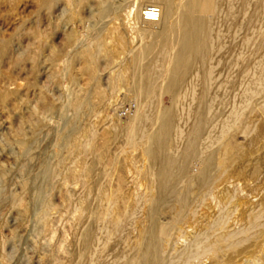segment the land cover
Returning <instances> with one entry per match:
<instances>
[{
  "label": "bare ground",
  "instance_id": "6f19581e",
  "mask_svg": "<svg viewBox=\"0 0 264 264\" xmlns=\"http://www.w3.org/2000/svg\"><path fill=\"white\" fill-rule=\"evenodd\" d=\"M43 1L50 7L60 0ZM146 6L159 8L157 21H142ZM91 12L96 17L93 33L87 43L75 44L74 52L83 57L88 80L75 88L70 59L60 78L75 87L50 109L61 127L39 122L31 136L18 139L24 149L15 168L22 177L21 193L13 195L9 173H2L0 209L24 205L29 198L24 195L30 194L23 219L33 216L35 225L30 227L38 232L48 216L54 217L48 215L54 209L50 192L62 167L80 150L87 155L82 167L88 180H81L80 190L70 191L65 200L70 217L77 214L65 251L69 264H264L259 254L249 259L252 246L264 240V0H97ZM120 16L129 22L135 41L127 52L132 81L117 100L125 66L115 63L117 54L107 52L103 34L105 25ZM4 49L1 45L0 54ZM103 56L123 67L109 92L98 86L96 66ZM97 95L114 114L125 99L134 103L129 116L115 114L109 125V141L122 136L119 151L128 148L125 162L134 165L135 174L121 179L132 184L127 191L118 180L117 189L107 193L105 182L111 179L115 159L109 163L107 148L98 150L92 144ZM3 242L0 237V246ZM2 253L0 264H9Z\"/></svg>",
  "mask_w": 264,
  "mask_h": 264
},
{
  "label": "rangeland",
  "instance_id": "374dc122",
  "mask_svg": "<svg viewBox=\"0 0 264 264\" xmlns=\"http://www.w3.org/2000/svg\"><path fill=\"white\" fill-rule=\"evenodd\" d=\"M80 1H81L80 2L81 4L77 3L78 5L77 4L72 5V3L70 4V1L60 0L57 4L47 7L44 5L43 0H0V46L5 45L4 51L0 54V179H1L0 180V191L4 184L1 178V174L5 173L8 175L9 173L8 186L9 188L11 187L10 188L11 192L13 191L12 192L13 195H16V194L18 195L21 193L22 177L20 175V172L17 171L15 168L18 169V162L21 159L22 155H24V149L20 147L19 142H18V139L22 136V134L25 137L26 135L27 137H29V135L31 136L32 135L31 133L33 132L35 126L39 122H42L47 127H55L56 129L61 127L62 122L58 120L57 113L55 112L53 113V111H51L50 109L53 106H56V104L60 105L64 101L63 99H66L70 94V88L73 85L67 81L66 83L63 78H60L62 77L61 71L64 69V67H66V64L68 63L70 59H71L70 70L72 74L75 77H77L76 87L75 85L73 87H75L76 89H78L79 87H83L85 86L84 84H86L88 80L89 75H88V71L84 69L83 57L74 56V52L77 47L75 46V44L77 45L80 41H83V43H87V41L89 40L88 36L91 34L92 28L96 23V17L91 11L97 8V0H86V2L85 0H80ZM63 3L65 6L63 5ZM91 3L92 5H89ZM62 7L65 13L63 12ZM57 11L59 12L57 13ZM88 15L90 16V18H88ZM122 18L123 17L120 16L119 19H115L111 22H108V24L105 25L103 35H105L104 38H105V41L108 47L107 52L109 51L112 54L113 53L117 54L115 63L119 61L121 62V66L123 67L125 66L123 72H122L123 67L118 66L119 67L118 68L117 64L113 62L109 63L106 60V58H104L105 56L101 58L100 62L96 66V71L98 74V86L100 87V90L102 92L110 91L111 82L116 72H120V73L122 72V74H125V77L123 75V78H124V81L126 82L123 81L122 85H119L120 87L119 86L117 87V89L119 88L118 91L117 89L115 91L116 93L115 97L116 99L118 98L119 100L120 99L122 100V97L124 96L123 88L132 81L131 80L132 79L131 76H133L131 73L132 69L130 66H128L130 64L127 61L129 59L127 52L132 48L133 43L135 41L134 35L132 33V29L129 26V22L126 19H122ZM77 19L79 20V22ZM91 21L93 23H91ZM114 26L116 27V29ZM67 33L69 35H67ZM73 34L78 37L76 40L70 37ZM37 35L39 37H36ZM72 40H73V44H72ZM30 41L33 45L30 43ZM50 74L51 76H49ZM129 77L130 79H128ZM128 80L129 82H127ZM3 93H5L6 96L5 95L2 96ZM100 100L101 99L98 95L93 98L94 103H96V111H99V112L95 111L93 115L94 118L96 117L95 119L92 117V119L94 120V130H95L92 144H96L97 146L95 145L93 146H95L94 148L98 150L107 148L106 158L109 163L112 160L114 161L115 159V162L111 163V173H110L111 179L109 177L107 181L108 180L110 181H108V183H106L107 181L105 182V186L108 189L107 193L109 191L110 193L111 191L114 192V190L117 189L116 187L119 185V182L121 183V185H119L120 188H122L121 186L124 185L123 189L124 188L125 189L124 190L122 189V191H125V190L127 191V189L131 187L132 184L129 182L130 184L127 183L125 185L124 182H121V179H123L124 177L129 178L131 175L135 174L133 172L135 170L133 168L134 165L130 161L129 163H127L128 162L126 160L127 157H125V155L130 151L128 148L123 149L124 151L122 150V152L119 151L122 149V147L120 146L124 144L123 143L124 139L122 136H118L116 139L113 140L114 142L109 141V130H110L109 125L116 120V115L109 110V105L107 102L102 105L101 104L102 100L101 101ZM125 101L130 102L131 100L125 99ZM54 122L56 124H54ZM81 138L82 137H80V139ZM240 141L242 140L240 139ZM113 144H114V148H112ZM108 146L111 148H109ZM53 151H57V149L53 147ZM73 155H71L68 158L65 165L62 167V173L60 174L54 186L55 188H53L50 192V197L52 195L51 201L54 205L52 208L54 209L57 208L58 210L57 209L56 210L58 211L59 214L57 213L56 210L54 211V209H50L51 211H49L50 214L48 215H51L54 217L48 216L43 226H41L42 229L40 228L38 232H37V229L33 228L32 230V227H34L35 225V219L33 216H30L29 218L26 216V219H23V214H24L23 212H25V204H27V202L30 200V194L26 193L24 195V198L29 195L28 196L29 198L27 197L28 199L26 201H25L26 198L24 199V202H25L24 205H19V206L12 205L11 206V204H8L0 209V237H3L4 239V242L2 245L4 247L0 246V252L2 253V250H3L2 255L6 257L9 264H13L14 260L16 262L14 264H52L53 263L52 260L55 261L57 259L62 264H69L68 255L66 254L67 252L65 253V251H67V248L69 247L71 239H72V232H73L72 226H73V222L77 214L76 212H73L72 216L70 217V213L72 212H70L66 208L67 207L66 201H67V197L70 195V191H71V194H74V193L76 194V191L78 192L80 190V187H81L80 185L82 184H79V183H81V180L83 182H86L88 180V176H85L86 175L84 172L85 168H83L84 167L83 162H85L87 158L86 153L84 154V152H81L79 150L77 151V155L76 153H74ZM127 159L129 160V158ZM125 160L127 162H125ZM77 166L78 167L80 166V168H78ZM124 166H126V168ZM81 168H83L82 171L80 170ZM65 169L67 171H64ZM127 169H128V172H127ZM62 174L64 175V177ZM77 175H78V178H77ZM79 176H80V179H79ZM261 176L263 177L264 173ZM262 177H260V180L262 179ZM65 179H67V181ZM251 181L252 180H250V182ZM61 182L63 184H61ZM259 182L260 181L258 180L257 183ZM59 187L61 188L62 193L58 192L60 191ZM64 195L65 197H63ZM60 215L64 217H61ZM67 215L69 216L70 220L67 219L68 218ZM50 218H52L53 221ZM30 219L32 222H30ZM59 220H61L62 222L61 221L59 222ZM57 221L59 222L58 224H56ZM69 224L71 225V228L70 226H68ZM31 225L32 227H30ZM54 226L58 229V231L57 229H55ZM57 226H61V228ZM63 226L65 228H63ZM43 227H45V229ZM64 229L67 232H65ZM42 230L43 231L47 230L46 231L47 234H45V232H43ZM28 231H30V233ZM39 231L40 232L42 231L41 234ZM31 232H34L35 235L36 234L37 235L33 236V233ZM64 232L65 234L66 233L67 234L64 235ZM40 236H42L44 241L41 240L42 238ZM49 236L51 237L50 238L51 242L46 240V239L49 240ZM32 237H34L33 241H32ZM57 237H58V240L56 241ZM263 242L264 240H261V242L252 246V250L250 251V254H252L249 258L250 260L251 259L253 260L256 257L262 258L264 256V253H262L264 252ZM44 244L46 248L44 247ZM42 245H43V248H42ZM247 245L248 244H246V246ZM262 245H263V248L261 247ZM40 247L43 250L39 251ZM58 247H59V250H58ZM64 247H65V250H63ZM46 249H49V250H46ZM255 253L259 254L260 256L256 255ZM254 255H256V257H254ZM53 256H55V258ZM8 257L10 258L8 259ZM263 260H264V257H263Z\"/></svg>",
  "mask_w": 264,
  "mask_h": 264
},
{
  "label": "built area",
  "instance_id": "2783aa9c",
  "mask_svg": "<svg viewBox=\"0 0 264 264\" xmlns=\"http://www.w3.org/2000/svg\"><path fill=\"white\" fill-rule=\"evenodd\" d=\"M160 16V10L157 6H146L141 11V19L143 22H155ZM134 109V103L125 102L116 111L120 117L129 116Z\"/></svg>",
  "mask_w": 264,
  "mask_h": 264
}]
</instances>
